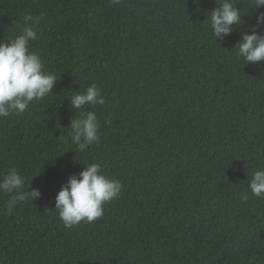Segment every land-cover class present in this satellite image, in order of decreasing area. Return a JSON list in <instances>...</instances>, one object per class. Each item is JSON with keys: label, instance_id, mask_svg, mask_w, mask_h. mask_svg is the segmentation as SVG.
<instances>
[{"label": "trees", "instance_id": "trees-1", "mask_svg": "<svg viewBox=\"0 0 264 264\" xmlns=\"http://www.w3.org/2000/svg\"><path fill=\"white\" fill-rule=\"evenodd\" d=\"M220 2L0 0V41L30 12V48L57 77L51 95L0 118V175L14 167L41 192L11 213L0 193V264H264V198L249 189L264 170V61L234 50L264 8L233 0L243 23L221 42L206 21ZM93 83L105 103L85 111L100 141L80 152L70 97ZM91 163L121 195L66 228L55 197Z\"/></svg>", "mask_w": 264, "mask_h": 264}, {"label": "clouds", "instance_id": "clouds-1", "mask_svg": "<svg viewBox=\"0 0 264 264\" xmlns=\"http://www.w3.org/2000/svg\"><path fill=\"white\" fill-rule=\"evenodd\" d=\"M118 4L120 0H112ZM199 3V0H193ZM251 10L264 8V0H251ZM211 35L215 41H223L233 32V26L242 25V9H237L233 0H221L208 14ZM24 26L12 38L0 41V118L12 114L21 115L34 102H39L52 94L57 82L54 73L45 69L40 54L31 50V42L38 39L34 27L36 20L30 12L23 17ZM33 25V26H30ZM264 27V12L256 15V23L241 34L235 46L236 55L247 63L264 61V35L258 29ZM70 97L71 107L80 112L78 118L71 119L68 129L71 143L80 152L100 141L99 120L94 111H85V106L105 103L101 89L95 84L83 92L76 91ZM106 122H108L106 120ZM24 176L16 168H10L0 175V193L9 194L6 211L11 213L19 204L39 199L38 188L29 191ZM122 183L103 172L100 163L84 166L78 174L71 175L61 186L55 197V210L66 228L83 223H92L104 214V205L119 198ZM249 189L257 198H264V170L253 172ZM248 200L247 193L241 196Z\"/></svg>", "mask_w": 264, "mask_h": 264}]
</instances>
